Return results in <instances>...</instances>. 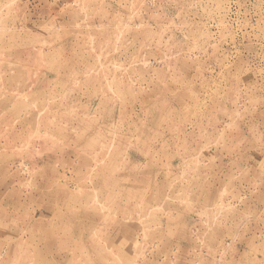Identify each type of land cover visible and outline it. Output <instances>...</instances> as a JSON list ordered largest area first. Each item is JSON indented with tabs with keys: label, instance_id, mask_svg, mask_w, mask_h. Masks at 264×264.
I'll use <instances>...</instances> for the list:
<instances>
[{
	"label": "rangeland",
	"instance_id": "rangeland-1",
	"mask_svg": "<svg viewBox=\"0 0 264 264\" xmlns=\"http://www.w3.org/2000/svg\"><path fill=\"white\" fill-rule=\"evenodd\" d=\"M0 264H264V0H0Z\"/></svg>",
	"mask_w": 264,
	"mask_h": 264
}]
</instances>
